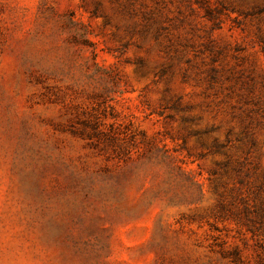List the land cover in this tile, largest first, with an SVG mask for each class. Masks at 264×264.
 I'll return each mask as SVG.
<instances>
[{
  "label": "rangeland",
  "instance_id": "374dc122",
  "mask_svg": "<svg viewBox=\"0 0 264 264\" xmlns=\"http://www.w3.org/2000/svg\"><path fill=\"white\" fill-rule=\"evenodd\" d=\"M0 264H264V0H0Z\"/></svg>",
  "mask_w": 264,
  "mask_h": 264
}]
</instances>
